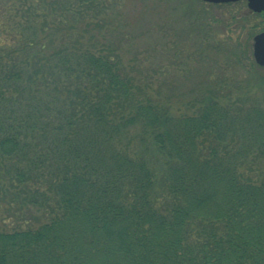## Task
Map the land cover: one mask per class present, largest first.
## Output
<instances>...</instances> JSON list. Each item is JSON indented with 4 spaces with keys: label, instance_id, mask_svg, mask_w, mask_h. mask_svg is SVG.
<instances>
[{
    "label": "trees",
    "instance_id": "trees-1",
    "mask_svg": "<svg viewBox=\"0 0 264 264\" xmlns=\"http://www.w3.org/2000/svg\"><path fill=\"white\" fill-rule=\"evenodd\" d=\"M9 1L0 264H264V107L174 111L107 39L127 0Z\"/></svg>",
    "mask_w": 264,
    "mask_h": 264
},
{
    "label": "rangeland",
    "instance_id": "rangeland-1",
    "mask_svg": "<svg viewBox=\"0 0 264 264\" xmlns=\"http://www.w3.org/2000/svg\"><path fill=\"white\" fill-rule=\"evenodd\" d=\"M9 2L0 0V42L18 32ZM54 12L57 18L59 11ZM120 13L107 39L121 44L126 62L137 64L140 82L178 94L181 100L171 99L174 111L188 105V113L193 112L209 88L226 91L221 97L234 107H264V66L253 56L264 12L251 11L246 0H127ZM59 34L54 47L61 46Z\"/></svg>",
    "mask_w": 264,
    "mask_h": 264
},
{
    "label": "water",
    "instance_id": "water-1",
    "mask_svg": "<svg viewBox=\"0 0 264 264\" xmlns=\"http://www.w3.org/2000/svg\"><path fill=\"white\" fill-rule=\"evenodd\" d=\"M213 3L231 2L238 0H204ZM249 9L261 12L264 11V0H247ZM253 56L255 61L264 66V31L258 32L253 38Z\"/></svg>",
    "mask_w": 264,
    "mask_h": 264
}]
</instances>
